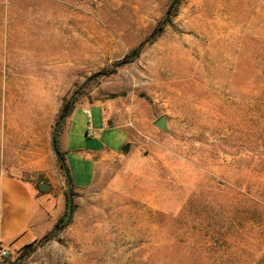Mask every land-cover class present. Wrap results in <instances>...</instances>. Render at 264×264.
<instances>
[{
    "label": "rangeland",
    "instance_id": "1",
    "mask_svg": "<svg viewBox=\"0 0 264 264\" xmlns=\"http://www.w3.org/2000/svg\"><path fill=\"white\" fill-rule=\"evenodd\" d=\"M171 1L0 0V173L62 179L69 102L125 135L17 264H264V0H182L137 55Z\"/></svg>",
    "mask_w": 264,
    "mask_h": 264
},
{
    "label": "crops",
    "instance_id": "2",
    "mask_svg": "<svg viewBox=\"0 0 264 264\" xmlns=\"http://www.w3.org/2000/svg\"><path fill=\"white\" fill-rule=\"evenodd\" d=\"M87 108L96 131L90 140L84 137ZM124 143L123 131L107 126L103 105L75 107L68 118L62 149L74 189H88L97 165L117 155ZM46 184L48 188L41 190L43 184L35 188L13 175L0 173V245L9 249L12 264H17L15 260L25 248L52 231L63 213L62 179L57 177Z\"/></svg>",
    "mask_w": 264,
    "mask_h": 264
},
{
    "label": "trees",
    "instance_id": "3",
    "mask_svg": "<svg viewBox=\"0 0 264 264\" xmlns=\"http://www.w3.org/2000/svg\"><path fill=\"white\" fill-rule=\"evenodd\" d=\"M182 2V0H172L164 15L162 16V18L160 19V21L157 23L156 27L153 29V31L151 32V34L147 37V39L145 41H143L138 47H136V49L133 51V52H136L137 55L140 53V50L147 44H151L153 43L156 38H158L160 36V34L164 31L165 27L171 22V19L175 16L176 12H177V9L180 5V3ZM130 60V57L129 55L126 56L125 58H123L121 61H119L117 64H125L126 62H128ZM110 72L108 71H103L100 73V75H103V76H108ZM74 101L76 100V97H74L73 99ZM70 102L65 104L60 112V115H59V120L64 116V115H67V112L70 108ZM72 110L74 109V107H72ZM69 117V116H67ZM58 135H59V132L56 134L55 136V142H56V148H57V151H58V154H59V157L61 158V160L63 161V165L59 162V159L57 158V165H58V170H59V173L61 175V178L64 182V186H65V190H66V179H65V176L68 177L69 181H70V186H71V199H72V211L74 209V204H73V198L75 197V192H74V185L72 183V178H71V175H70V172H69V169L66 165V162H65V153L63 151H60L59 147H58ZM66 191H64V210H63V213L61 215V217L58 219L56 225H55V228L62 222L64 216H65V213H66ZM71 218V217H70ZM70 219L64 224L62 225L61 228H64L68 225ZM56 233V229H53L52 231H50L49 233H47L41 240L38 241V245H43L44 243H47L48 241H50L54 236H55ZM28 248L30 247H27L24 249L27 250Z\"/></svg>",
    "mask_w": 264,
    "mask_h": 264
},
{
    "label": "water",
    "instance_id": "4",
    "mask_svg": "<svg viewBox=\"0 0 264 264\" xmlns=\"http://www.w3.org/2000/svg\"><path fill=\"white\" fill-rule=\"evenodd\" d=\"M134 56V55H133ZM72 108L70 106L67 115H64L56 124L52 134H51V149L53 151V153L55 154V156L59 159V162L63 165V161L61 160V158L59 157L57 148H56V142H55V136L58 133L59 128L61 127L63 121L67 118V116L71 113ZM155 126L159 127L162 130H165V117H161L159 118L155 123ZM129 148V145H125L124 147V151L127 152ZM66 179V213L65 216L62 220V222L56 227V230H58L59 228L62 227V225H64L71 217V213H72V199H71V186H70V181L68 179L67 176H65ZM48 188L47 184H43L42 186H40L41 190H45Z\"/></svg>",
    "mask_w": 264,
    "mask_h": 264
},
{
    "label": "built area",
    "instance_id": "5",
    "mask_svg": "<svg viewBox=\"0 0 264 264\" xmlns=\"http://www.w3.org/2000/svg\"><path fill=\"white\" fill-rule=\"evenodd\" d=\"M85 115L88 120V127L87 130H89V133L87 132L86 136L87 138H92L95 133H90V131L93 129V123L91 121V110L89 108L85 109ZM10 259V251L7 247H4L0 245V264H6V262Z\"/></svg>",
    "mask_w": 264,
    "mask_h": 264
}]
</instances>
